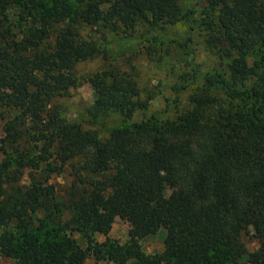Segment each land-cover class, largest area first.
Masks as SVG:
<instances>
[{
	"label": "trees",
	"instance_id": "trees-1",
	"mask_svg": "<svg viewBox=\"0 0 264 264\" xmlns=\"http://www.w3.org/2000/svg\"><path fill=\"white\" fill-rule=\"evenodd\" d=\"M207 2L202 23L220 67L175 118L122 122L101 138L49 108L100 52L81 29L176 24L197 10L184 13L181 0H0V106L15 110L0 138V261L264 264V0ZM88 80L95 118H130L150 103L118 68ZM71 162L78 185L62 200L52 175ZM117 217L130 225L125 243L89 237L84 247L68 233L107 235ZM162 227L164 249L146 252L141 239ZM250 228L259 240L251 252L242 240Z\"/></svg>",
	"mask_w": 264,
	"mask_h": 264
},
{
	"label": "rangeland",
	"instance_id": "rangeland-1",
	"mask_svg": "<svg viewBox=\"0 0 264 264\" xmlns=\"http://www.w3.org/2000/svg\"><path fill=\"white\" fill-rule=\"evenodd\" d=\"M35 1L48 7L53 3V0ZM207 4V0H181L184 13L188 12L190 7L197 10L194 21L185 15L184 19L176 24L151 26L140 22L133 30L126 32L123 29L115 32L103 25L83 27L81 31L84 37L95 39L100 52L96 57L77 65V75L81 84L72 87L66 95L54 97L49 108L58 110L69 122L95 130L101 138H106L122 122H140L154 114L161 119L175 118L189 106L190 96L196 90V85L203 82L202 75L219 68L222 61L208 47V34L202 23ZM110 67L120 69L137 82L140 97L150 99L146 109L137 110L130 118L116 112L98 118L92 115L95 92L88 79L96 72ZM14 113V109L0 106V138L4 135L6 121ZM2 157L3 153L0 150V161ZM73 163L65 164L59 172L52 175V182L55 183L59 198L62 200H66L70 190L74 185H78ZM47 228L53 229L51 234H64L58 223L49 222ZM129 229L128 221L117 217L107 235L97 232L91 235L77 231L68 233L86 247L89 237L100 242L111 237L125 243L129 239ZM40 234L44 237L45 230ZM165 235L166 229L162 227L157 233L141 239L143 249L148 253L162 251ZM242 240L250 252L259 247V240L253 228L242 234ZM133 261L130 260L127 264H132ZM0 264L18 262L12 257L1 256ZM85 264L116 263L113 260H99L91 254Z\"/></svg>",
	"mask_w": 264,
	"mask_h": 264
}]
</instances>
